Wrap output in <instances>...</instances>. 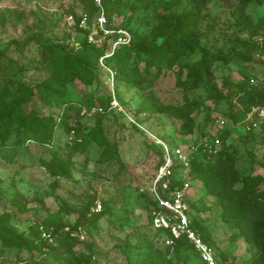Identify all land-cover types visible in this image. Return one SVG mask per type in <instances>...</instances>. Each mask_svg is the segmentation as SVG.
<instances>
[{
    "label": "rangeland",
    "instance_id": "1",
    "mask_svg": "<svg viewBox=\"0 0 264 264\" xmlns=\"http://www.w3.org/2000/svg\"><path fill=\"white\" fill-rule=\"evenodd\" d=\"M94 2L97 10L91 12L86 0H0V51H5L0 59V84L11 79L30 84L47 79L52 65L41 61L44 49L41 41L49 40L76 51L86 37V29H77L79 20L87 14L88 22L93 23L101 9L105 10L101 0ZM237 3L238 0H207L198 7L193 0H112L114 9L106 14L111 27L128 28L136 39L144 36L152 40L154 27L159 28L162 21L186 12L193 18L200 46L225 52L236 40L249 39L250 30L264 17V1L251 0L245 10L251 29L240 27L235 14ZM70 16L76 22L75 27L70 24ZM161 40L159 35L157 42ZM132 48L119 50L122 57H129L130 66L143 72L145 61ZM200 57L201 49L195 48L186 59L193 62ZM107 63L118 76L119 100L141 124L135 125L123 114L115 111L118 117L112 113L114 110L107 109L109 113L100 119L112 148L92 142L87 150L73 154L70 173L65 176H52L43 166L55 155L62 158L69 155L79 125L83 133L95 128L99 120L96 114L83 116L81 110L99 102L100 96L110 94L109 73L99 61L98 77L92 84L68 86L69 103L60 108L57 100L50 99L44 105L37 96L29 106L36 107L41 115L58 110L66 115V123L56 128L50 145L29 140L25 130L14 123L9 125L8 137L0 141V228L13 229L24 237L23 247L6 246L0 238L3 264H67V255L77 258L80 264H192L187 261L186 249L168 247L166 241L170 236L153 227L149 211L153 200L149 188L162 151L149 132L171 146L200 136V131L183 134V121L159 111L153 103L183 101V89L176 85L179 68H167L152 84L139 86L118 70L117 63L109 59ZM254 66L261 71L264 58L258 56ZM237 70L233 62L217 64L216 79L220 82L223 75L230 74L237 80ZM189 95L203 100L204 105L213 104L206 87ZM226 109L227 104L223 103L212 115L218 118ZM194 116L197 128H201L205 110ZM223 126L230 130L227 143L237 153L239 172L264 176V143L248 140L244 124L227 122ZM69 127L75 130L73 139ZM97 200L102 202L104 213L89 222L87 230L79 228L85 244L69 248L65 239H47L45 243L37 236V227L44 224L51 228L66 224L67 231L69 225L84 220L86 210ZM189 204L192 224L196 222L209 232L208 243L221 264H250L253 254L250 245L244 238L236 237L222 220L220 206L202 183L197 182L190 189ZM196 224L194 227L199 230Z\"/></svg>",
    "mask_w": 264,
    "mask_h": 264
},
{
    "label": "trees",
    "instance_id": "2",
    "mask_svg": "<svg viewBox=\"0 0 264 264\" xmlns=\"http://www.w3.org/2000/svg\"><path fill=\"white\" fill-rule=\"evenodd\" d=\"M101 1L105 12L109 14L114 9L112 0ZM193 1L201 7L207 0ZM250 1L238 0L235 8L239 26L247 29H251V25L245 17V10ZM86 3L91 12L97 10L94 0H86ZM192 20V16L186 12L177 14L173 19L164 20L159 28H153L152 40L144 36L136 39L133 31L130 30L133 34V41L130 45L133 47L132 52L145 61L143 72H140L136 66H130L127 62L129 57H122L123 52L119 49L108 59L117 63L118 70L139 86L147 82L152 84L165 69L178 66L179 75L176 85L183 89V101L169 104L158 101L153 103L159 111L183 121V134L192 135L200 131L198 132L199 138L208 136L213 142L216 136L212 134L211 129L216 123L217 116H213L212 112L218 110L223 103L227 104V109L220 116L226 117L232 125L244 124L245 128L248 113L254 107L264 108V67L258 71L254 66L258 56L264 58V17L259 19L256 26L250 30L249 39L236 40L228 46L225 52H215L200 46V38L194 30ZM77 29L82 31L79 26ZM159 35L162 36V40L157 42ZM41 43L44 46L41 61L52 65L50 76L34 84L20 79H11L3 85L0 84V141L8 137L9 125L14 123L25 130L29 140H41L44 144L50 145L56 128L62 122L63 125L66 123V115H63L61 121L58 122L59 110L58 113L53 111L48 115H41L36 107L29 108V106L37 96L42 102L44 101V105L50 99L57 100V106L60 108L69 103L68 86L71 83L82 84L86 87L92 84L98 77L99 58L108 48H96L88 43L86 37L76 51L58 43L54 44L49 40H43ZM130 46L122 48L126 49ZM195 48L201 49V57L190 62L186 56L190 50ZM4 54L5 51H0V59ZM230 62L238 67V79L235 80L230 74H225L218 82L215 74L217 64L225 65ZM202 87L209 90L208 99L213 104L204 105L203 100L189 95L190 92ZM110 100L111 96L108 93V95L100 96L96 104L86 105L89 108L99 105L105 111L95 115V118L99 120L95 128L89 132L83 133L81 125L76 128V137L73 144L69 146L70 153L67 157L62 158L55 155L53 160L43 163L52 176L60 177L69 174L73 154L87 150L94 141L112 148L104 135L100 119L109 113L107 109ZM200 110H205L206 117L201 128H197L194 115ZM79 111L80 109L78 113ZM112 113L120 116L115 111ZM71 129L69 127L68 131ZM229 131L228 128L218 130L217 136L222 144L217 153L202 151L200 148L192 155L190 174L193 186L197 182L204 185L209 195L213 196L217 205L220 206L222 220L234 230L236 237H242L248 242L253 253L250 264H264V176L253 172L247 174L239 172L237 153L227 143ZM246 133L249 136L248 140L264 143V121L257 129L246 128ZM160 153L159 165L164 161L163 149ZM151 202L153 203V200ZM89 211L90 207L85 212L84 220L76 222L73 226L69 225L70 231L64 230L67 227L66 224H59L53 228L44 224L37 227V236L47 243L48 238L43 235L50 233L53 236L52 240L65 239V245L69 248L85 244L84 240L72 236L71 232L79 230L80 227L87 230L89 222L97 220L104 213V208L100 214L93 217L88 216ZM151 223L157 231L171 235L168 230L157 227L153 218H151ZM196 225L199 230L194 228L203 240L208 242L209 232L201 225ZM0 238L4 245L9 247H23L24 245L23 235L13 229L0 228ZM168 247L178 250L186 249L187 261L192 264H206L198 250L185 236L176 239L174 244ZM1 258L0 254V264H3ZM66 262L67 264H80V261L72 255L66 256Z\"/></svg>",
    "mask_w": 264,
    "mask_h": 264
},
{
    "label": "built area",
    "instance_id": "3",
    "mask_svg": "<svg viewBox=\"0 0 264 264\" xmlns=\"http://www.w3.org/2000/svg\"><path fill=\"white\" fill-rule=\"evenodd\" d=\"M100 3V0H97ZM70 24L75 27L76 22L73 16H70ZM78 26L86 29V39L89 44L96 48H107V51L100 56L99 63L108 73V84L110 89V104L108 110L117 111L130 120L131 123L141 126L137 122L128 108L119 100L116 91V72L108 65L107 59L114 55L117 49L123 46H130L133 41V34L128 28L111 27L107 14L102 8L96 20L93 23L88 22L87 14L83 15ZM64 110V108H63ZM103 107L97 105L91 108L83 107L81 115L94 116L97 113H103ZM63 111L60 114L58 122L61 121ZM264 121V108L254 107L247 115L245 124L247 129H257ZM230 122L226 117L219 116L216 119L215 127L212 132L216 136L215 140L210 141L209 137H201L198 141H184L171 146L167 141L152 135L161 145L163 149L164 161L156 171V176L150 186V194L153 203L149 206V211L155 225L169 231L171 234L167 239V244L172 245L176 239L185 236L198 250L201 258L206 264H221L211 245L204 241L198 231L193 227L192 220L189 215V191L193 187V180L190 174L192 155L199 151H207L217 153L221 148V140L217 136L218 130L224 128V124ZM75 130H71V138L73 139ZM203 146V148H202ZM103 211V205L97 200L91 207L88 216L93 217ZM70 231L69 228H66ZM72 236L83 239L81 229L71 232ZM44 237L52 239L50 233H44Z\"/></svg>",
    "mask_w": 264,
    "mask_h": 264
}]
</instances>
